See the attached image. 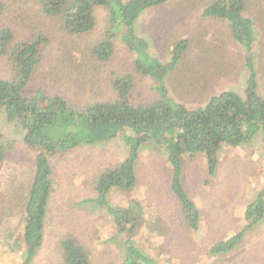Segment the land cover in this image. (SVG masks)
Here are the masks:
<instances>
[{
    "label": "rangeland",
    "instance_id": "374dc122",
    "mask_svg": "<svg viewBox=\"0 0 264 264\" xmlns=\"http://www.w3.org/2000/svg\"><path fill=\"white\" fill-rule=\"evenodd\" d=\"M1 1L4 8L0 12V26L3 23L13 26L19 36L30 33L36 25L40 27V23L46 26L53 48L50 59L56 64L53 68L55 80L51 84L60 82L62 91L67 92L63 94L70 99L72 97L74 104L84 105L90 100L111 99L114 95L111 81L116 74L132 77L134 85L130 94L133 101H152L159 95L153 76L139 72L134 63L137 54L118 36L110 38L113 50L109 59L101 60L92 54L91 46L104 40V32L108 28L105 9H96V27L93 31L68 39L60 30L57 18L46 17L38 11L34 13L36 5L33 0ZM213 1L168 0L162 9H147L137 21L136 33L147 41L150 55L162 63L171 58L175 40L181 37L189 40V47L175 68L167 73L165 84L174 100L191 108L203 105L223 89L242 93L246 86L248 69L245 67V51L228 37L226 27L219 22L208 25L209 19L197 17L195 11L174 16L175 8L186 9L180 3L197 4L196 9H199ZM246 1L251 10L247 16L254 20L257 35L252 43L251 59L257 70V87L260 93H264V0ZM19 5H23L26 13L17 20L12 15L16 14L14 11L20 8ZM201 8L197 15L201 13ZM190 9L193 11L194 7ZM30 14L33 15L29 17ZM162 14L166 15V20L161 19ZM15 19L14 25L11 22ZM174 19L178 20L176 24L179 28L173 22ZM225 38L228 40L227 50L222 43ZM5 63L1 57L0 76L9 77L7 69H4ZM38 71L37 75L43 80L48 71ZM43 89L46 92L52 91L47 86ZM0 127L2 140L9 141L11 147L0 169V192L4 195L7 184L18 187L15 169L18 171L23 166L31 167L35 151L23 144L22 130L14 122L3 119ZM126 151L123 139L117 137L106 143L81 145L51 156L53 169L60 173L55 175L54 191L47 205L44 234L48 236L45 237L43 252L31 264H58L61 261V253L58 257L57 250L50 246V238L55 242L62 233L49 232L53 216L61 205L68 219L75 214V222L68 220L66 223L72 231L68 235L78 238L87 247L91 264H121L125 258L124 243L128 237L118 234L113 217L106 207L99 206L91 199L97 196L92 187L96 174L123 160ZM218 156L213 176L208 174L202 155L189 158L183 163V186L201 213L199 231H190L181 223L180 206L168 186L169 166L164 151L151 143L139 148L135 165L137 185L131 195L125 194L122 197L124 193H109L108 201L112 206H125L130 200L136 199L142 202L136 235L129 237L157 264H173L165 257L168 252L171 256L179 257L180 264L210 262L214 257H210L205 245L213 244L217 239L230 238L245 224V206L264 187V132L257 134L247 144L223 147ZM61 197H64V204H60ZM21 221L14 215L0 218V254L5 253V256L0 257V264H21L15 257L16 254L20 257L19 252L23 250L19 240L23 232L20 229ZM161 230L163 235H159ZM6 231L12 233L9 237L11 244L6 242ZM7 246L11 250H7ZM48 251L53 257H49ZM12 252L14 257L9 258ZM234 257L241 259L242 264H264V219L248 229L231 251L221 255L218 264H235L232 260Z\"/></svg>",
    "mask_w": 264,
    "mask_h": 264
},
{
    "label": "trees",
    "instance_id": "16d2710c",
    "mask_svg": "<svg viewBox=\"0 0 264 264\" xmlns=\"http://www.w3.org/2000/svg\"><path fill=\"white\" fill-rule=\"evenodd\" d=\"M167 1L33 0L36 5L34 13L38 11L46 17L57 18L60 30L68 39L93 31L96 27V9H105L108 28L104 32V40L91 46V52L96 58L107 60L113 50L110 38L118 36L123 40L137 54L134 63L139 72L153 76L157 82L159 95L147 102L133 101L130 94L134 85L132 77L116 74L111 81L114 89L111 99H89L84 105L74 104L72 97L70 99L63 94L67 92L62 91L60 82L51 84L55 80L53 68L56 64L50 59L53 48L46 26L40 23L38 27L35 22L36 27L30 33L20 36L13 26L6 23L0 26V58L6 62L4 69L10 74L9 77L0 76V121L14 122L22 130L23 144L35 151L31 167L23 166L18 171L15 169L18 187L7 184L5 194L8 216L22 219L20 225L23 232L19 240L23 250L18 258L21 264H31L43 242L47 200L54 191L55 175L60 173L53 169L50 159L53 154L67 152L81 145L106 143L117 137L123 139L127 148L126 157L96 174L92 187L97 196L91 201L105 206L113 217L118 234L128 237L124 243L125 258L121 264H157L129 237L136 235L142 202L136 199L130 200L125 206H112L108 201L110 192L124 193V197L125 194L131 195L136 188L135 165L139 148L151 143L164 151L169 166L168 186L180 206L181 223L196 232L201 227V213L183 186V163L202 155L208 174L213 176L219 161L218 152L223 147L247 144L257 134L264 132V93H260L257 87V70L251 59L252 43L257 37L256 25L254 27V20L247 16L251 11L247 1L214 0L205 7H199V15L196 14L199 11L196 9L197 4L193 3H180L186 9H174L175 17L182 15V12L195 11L197 17L209 19L208 25L221 23L226 27L228 37L243 48L247 59L245 67L248 74L242 93L223 89L196 108L174 100L165 84L167 73L175 68L189 47V40L186 37L175 40L171 58L162 63L150 55L147 41L136 33L140 16L147 9H162ZM19 7L15 11L13 9L16 14L12 15L17 20L26 13L23 5ZM191 7H194L193 11ZM3 8L0 0V12ZM160 16L161 19H167L166 15ZM16 19L11 23L15 25ZM177 21L173 20L175 24ZM262 30L264 34V27ZM227 42V38L222 42L226 50ZM262 49L264 52V46ZM43 69L48 73L40 80L38 70ZM44 85L52 91L46 92ZM9 148L10 142L2 140L0 127V169ZM56 186L60 187L59 184ZM263 219L264 187L245 206V224L241 230L228 239H217L213 244L205 245L207 253L214 258L204 264H218L220 256L231 251L243 234ZM66 221L65 216L63 223ZM63 223H57L52 230L53 233L60 230L62 235L59 239L54 242L50 238V246L57 250L58 257L61 253L58 264H91L87 247L78 238L68 235L71 227ZM163 234L161 230L159 235ZM9 237L7 243H10ZM50 253L47 252L49 257L52 256ZM165 257L169 263H181V259L171 256L170 252ZM232 260L235 264H242L241 259L234 257Z\"/></svg>",
    "mask_w": 264,
    "mask_h": 264
},
{
    "label": "crops",
    "instance_id": "0c3cea01",
    "mask_svg": "<svg viewBox=\"0 0 264 264\" xmlns=\"http://www.w3.org/2000/svg\"><path fill=\"white\" fill-rule=\"evenodd\" d=\"M7 186V185H6ZM6 186H5V191H6ZM7 192V191H6ZM6 192L4 193V195L2 194V192H0V218H2L3 216H7L8 214H9V212L8 211H6L5 209L7 208V203H6V201H5V194H6ZM50 196H52V195H50ZM50 196H49V198H48V200H47V205H48V202H49V199H50ZM61 196V194H59L58 195V197H60ZM61 199L62 200H59L60 201V204H64V197H61ZM2 205H3V207H2ZM9 205H11L12 206V203H10ZM47 205H46V212H45V215L47 214ZM59 211L53 216V222L51 223V225H50V229H49V232H51V233H53V227L57 224V223H63V220H64V217H65V214L62 212V209H64V207H62V205H61V207H59ZM8 213V214H7ZM44 215V227H45V224H46V216ZM67 218V217H66ZM75 219H76V216H75V214H72L71 215V217L68 219L67 218V221H66V223H68V220H71V221H73V222H75ZM65 222L63 223V224H66ZM68 225V224H67ZM44 227H43V229H44ZM21 229V228H20ZM60 230H57V231H55V232H59ZM2 232V231H1ZM11 232H10V234L8 233V232H6V237L8 238L9 236H11ZM16 234H19L18 232H16ZM48 236V234H44V237H43V242H42V244H41V248H40V250L38 251V253L35 255V257L34 258H37V257H39V255H41L42 254V252H43V245H45L44 243V241H45V237H47ZM3 244H6V243H3ZM7 250H11V248H8V246H7ZM20 253V252H19ZM2 255L3 256H5V253H2V254H0V257H2ZM17 255L18 254H16V259L17 258H19V257H17ZM14 257V253L12 252L11 254H9L8 255V257L10 258V257ZM7 263V262H6Z\"/></svg>",
    "mask_w": 264,
    "mask_h": 264
},
{
    "label": "clouds",
    "instance_id": "9594fccd",
    "mask_svg": "<svg viewBox=\"0 0 264 264\" xmlns=\"http://www.w3.org/2000/svg\"><path fill=\"white\" fill-rule=\"evenodd\" d=\"M20 254V253H19Z\"/></svg>",
    "mask_w": 264,
    "mask_h": 264
}]
</instances>
